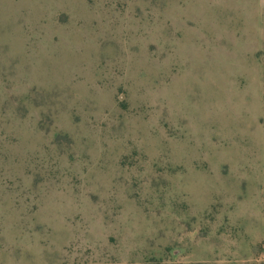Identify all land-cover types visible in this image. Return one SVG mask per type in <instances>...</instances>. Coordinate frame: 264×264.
<instances>
[{
	"label": "rangeland",
	"instance_id": "1",
	"mask_svg": "<svg viewBox=\"0 0 264 264\" xmlns=\"http://www.w3.org/2000/svg\"><path fill=\"white\" fill-rule=\"evenodd\" d=\"M0 264H264V0H0Z\"/></svg>",
	"mask_w": 264,
	"mask_h": 264
}]
</instances>
